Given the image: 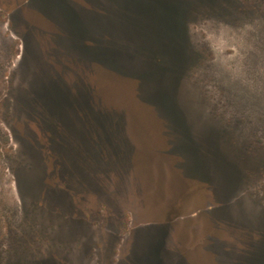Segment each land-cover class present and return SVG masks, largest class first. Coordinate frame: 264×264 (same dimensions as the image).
Instances as JSON below:
<instances>
[{
    "label": "rangeland",
    "instance_id": "rangeland-1",
    "mask_svg": "<svg viewBox=\"0 0 264 264\" xmlns=\"http://www.w3.org/2000/svg\"><path fill=\"white\" fill-rule=\"evenodd\" d=\"M0 264H264V0H0Z\"/></svg>",
    "mask_w": 264,
    "mask_h": 264
},
{
    "label": "trees",
    "instance_id": "trees-1",
    "mask_svg": "<svg viewBox=\"0 0 264 264\" xmlns=\"http://www.w3.org/2000/svg\"><path fill=\"white\" fill-rule=\"evenodd\" d=\"M174 11H175L177 16H179L180 14L183 16L184 6L180 5L179 7H176ZM156 62H157V66L159 67L158 71H152V70L151 71H149V70L144 71L143 70L139 73V75L137 74V76L139 78H146V77L152 76L153 74L159 73V71H164L165 69L167 70L168 67L166 68V62L163 60V58H161V57L156 58ZM118 69L124 74L136 76L135 74H133V71L130 69V67L126 64L118 66ZM156 95H158V94H156ZM154 98H155V96H154ZM163 105L165 106V108L167 110H171L175 107L172 100H170V98L167 96H164V98H163ZM168 227L169 226H164V228H166L167 231L169 230Z\"/></svg>",
    "mask_w": 264,
    "mask_h": 264
}]
</instances>
